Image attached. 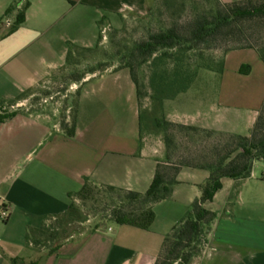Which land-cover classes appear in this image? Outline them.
Here are the masks:
<instances>
[{
    "label": "crops",
    "instance_id": "obj_1",
    "mask_svg": "<svg viewBox=\"0 0 264 264\" xmlns=\"http://www.w3.org/2000/svg\"><path fill=\"white\" fill-rule=\"evenodd\" d=\"M26 1L25 20L13 30ZM14 2L0 0V115L14 113L0 120V209L9 212L0 219V264H155L165 237L202 196L200 185L209 171L183 168L172 196L155 204L150 228L99 222L42 250L27 238L64 214L86 179L137 192L152 185L166 148L141 136L137 86L129 69L81 84L74 137L62 129L58 108L33 109V94L20 98L66 66L71 45L96 46L103 21L144 15L153 0H22L7 15ZM207 72L213 97L207 84L195 89L199 73L188 91L164 102L167 120L250 135L264 103L259 51L231 50L222 72ZM263 164L256 161L246 179L223 178V187L205 205L217 216L202 254L190 264H264Z\"/></svg>",
    "mask_w": 264,
    "mask_h": 264
},
{
    "label": "trees",
    "instance_id": "obj_2",
    "mask_svg": "<svg viewBox=\"0 0 264 264\" xmlns=\"http://www.w3.org/2000/svg\"><path fill=\"white\" fill-rule=\"evenodd\" d=\"M21 2L22 0H15L7 10V15L16 10ZM169 3L170 0H163L164 6H168ZM207 3L203 10L197 11L184 23L173 24L152 32L148 38L136 42L120 59L124 63L121 68L129 69L137 86L141 136L145 130H152L153 125L166 132L164 163L158 164L150 188L146 192H137L86 179L82 189L71 194L73 200L67 211L59 215L67 217L69 221L83 222L86 218L81 215L80 209L74 203L75 197L86 198L93 193L94 186L98 184L114 192L110 195L114 207L110 215L111 221L121 225L150 228L155 220V204L172 196L175 186L179 183L178 174L183 168L209 171L208 179L200 185L202 196L194 200L191 209L165 237L155 264H190L200 256L207 242L211 224L217 216L215 212L205 207L206 203L213 200L215 194L223 187V178L246 179L251 176L255 162L264 160V103L250 135L218 132L175 123L166 118L164 102L188 91L201 69L222 72L227 52L255 48L264 60V0L232 2L207 0ZM29 5L30 2L26 1L18 9L13 30L25 20V12ZM222 44L225 46L224 55L214 65L212 51ZM77 49L85 47L70 46L66 67L72 63L70 61L73 51ZM194 57L198 60L195 64L192 62ZM206 60L212 63H205ZM146 63H149L151 68L148 93L142 91L137 75L138 65ZM83 78L80 76L74 80L82 81ZM37 90L38 88L30 89L20 98H26ZM145 97H149L155 111H160L161 115L142 110L141 101ZM77 110L78 102L73 119L69 121L64 116L61 120V127L69 137L75 136ZM13 115L12 112H5L0 115V120ZM171 129H179L185 134L179 137L178 134L169 133ZM214 135L227 136L229 140L213 143L210 150L182 147L183 141L188 142V138L197 136L198 140L202 137H204L202 140H205ZM34 231L39 229L31 230L27 235L28 240L32 242Z\"/></svg>",
    "mask_w": 264,
    "mask_h": 264
},
{
    "label": "rangeland",
    "instance_id": "obj_3",
    "mask_svg": "<svg viewBox=\"0 0 264 264\" xmlns=\"http://www.w3.org/2000/svg\"><path fill=\"white\" fill-rule=\"evenodd\" d=\"M207 4V0H170L168 6H164L163 0H153L149 6L150 9L144 15L127 14L114 23L103 21L97 45L92 48L74 50L70 61L72 63L68 67L65 66L66 69L64 67L56 76L50 77L49 80L37 87L38 90L30 97L29 104L33 109L37 110H54L58 108L61 120L66 116L71 121L76 113V103L80 97L79 89L85 80L98 77L110 71L123 69L121 67L124 63L120 59L123 53L132 45L148 38L152 32L170 27L173 24L184 23L197 11L203 10ZM224 49L225 46L222 44V46L213 50L211 55L215 62L212 63L206 60L205 63L214 65L218 63L224 55ZM196 61L198 60L194 57L192 62L195 64ZM199 73L195 89L199 85L207 84L208 94L210 98L213 97L215 94L214 83L207 80V69H201ZM150 74L149 63L138 65L137 75L144 93H148L149 90ZM80 76L84 77L82 81L74 80ZM170 103L178 108L188 107L179 101ZM141 104L144 112L161 115L160 111H155L149 97L142 99ZM169 133L178 134L179 137L185 134L179 129H171ZM165 135L166 132L162 128L154 127L153 125L152 130L144 131L143 137L146 138V142H151L155 148L160 146L166 148ZM202 138L199 140L197 136L188 138L187 141L189 143L183 141L184 146L182 147L189 146L210 150L213 143L229 140V137L221 135H214L205 140H202ZM113 194L114 192L109 188L97 184L94 186L93 193L86 198L75 197L74 203L80 209L81 215L86 219L83 222L69 221L67 217L59 216L55 219L47 220L39 228V231L33 232L34 247L39 250L51 248L66 241L71 235L95 226L99 222H113L110 220V215L114 208L111 204L110 195ZM104 218L107 219L103 220Z\"/></svg>",
    "mask_w": 264,
    "mask_h": 264
},
{
    "label": "built area",
    "instance_id": "obj_4",
    "mask_svg": "<svg viewBox=\"0 0 264 264\" xmlns=\"http://www.w3.org/2000/svg\"><path fill=\"white\" fill-rule=\"evenodd\" d=\"M9 216V212L6 208L0 209V219L6 220Z\"/></svg>",
    "mask_w": 264,
    "mask_h": 264
}]
</instances>
